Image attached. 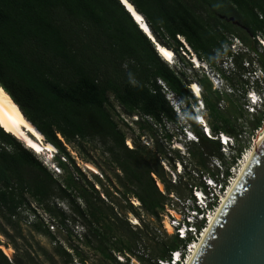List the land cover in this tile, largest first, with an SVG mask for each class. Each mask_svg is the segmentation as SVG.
Here are the masks:
<instances>
[{
    "label": "trees",
    "instance_id": "16d2710c",
    "mask_svg": "<svg viewBox=\"0 0 264 264\" xmlns=\"http://www.w3.org/2000/svg\"><path fill=\"white\" fill-rule=\"evenodd\" d=\"M128 1L143 15L156 42L172 49L183 67H172L160 55L157 43L121 0H0V85L46 141L57 148L58 165L65 171L63 178L58 177L32 148L0 123V216L22 235L21 220L27 216L23 217L21 210L29 208L38 213L31 199L62 226L70 221L82 224L84 243L106 260L120 264L124 263L117 260L114 251L146 260L137 253L138 246L142 235L152 231L154 237L162 238L147 259L148 264H156V258L166 257L183 241L167 233L162 237L147 222L144 228L136 229L127 213L141 218L144 211L160 220L168 196L156 177L167 193L181 188L167 177L161 160L167 159L173 170L177 162L188 168L179 150L160 141L157 127L167 131V121L176 124L182 133L191 128L198 141L189 146L190 157L216 176L210 160L217 157L226 163L222 145L206 135L196 120L195 107L203 102V114L212 134L227 133L241 144L240 135L247 132L239 122L247 112L241 98L250 88V80L244 78L250 70L245 62L252 64L254 54L264 68V51L257 39V35L264 36V0ZM235 38L243 45L236 52L232 49ZM191 54L206 62L228 88H215L209 73L195 66ZM228 62L231 70L226 71L221 65ZM193 82L200 85L201 98L192 91ZM170 92L183 102V117L168 98ZM116 103L124 114L140 116L135 122L140 124L141 133L133 147L127 145L126 132L118 122L129 126V121L116 109ZM263 116L260 111L254 117L251 130L262 125ZM145 130L154 135L153 147L140 142ZM165 137L171 142L173 134L166 132ZM95 141L106 155L107 169L87 151V145ZM69 147L106 173L109 185L120 197L110 186L102 192L96 188ZM242 147L232 155V163L241 155ZM75 173L85 182H78ZM226 174H230L229 167ZM103 193L110 200L103 198ZM132 197L140 200V207L131 202ZM59 201H66L71 213L62 211L57 206ZM117 204L122 211H117ZM32 227L56 239L39 215ZM2 230L11 237L6 229ZM12 243L14 258L0 246V264H42L35 252L23 249L14 239ZM55 252L61 257L60 264H74L72 254L62 245H57ZM45 254L52 264H58L47 250ZM80 262L86 264L87 259L82 255Z\"/></svg>",
    "mask_w": 264,
    "mask_h": 264
},
{
    "label": "rangeland",
    "instance_id": "374dc122",
    "mask_svg": "<svg viewBox=\"0 0 264 264\" xmlns=\"http://www.w3.org/2000/svg\"><path fill=\"white\" fill-rule=\"evenodd\" d=\"M262 47H263V45H262ZM240 48H243V45H242V43H240V41L238 39L235 38V44L232 45V49L236 52V51H239ZM261 51L262 52L264 51V47H263V50L261 48ZM193 57L197 58L196 55L194 56L191 54V60L192 61H193ZM251 57L253 59L252 64H250V61L245 62L246 67L251 69V71L253 69V72H251V73L246 72V74L244 76L245 79L247 78L250 80V88L247 91V95L245 97L241 98V102H243V103H247V101L250 100V98L248 96L249 91H253V90H255L256 92H259L261 90H262V92L264 91V68L260 65L258 58L255 57L254 54H251ZM196 62H197V60H196ZM247 63H249V64H247ZM170 65L172 67L177 68V69L183 67L182 63L180 62V58L177 54L174 55L173 62ZM203 65L207 66L208 70L205 68L204 69L207 71V73H209L211 75V77H213V84H214L215 88H218L221 90H225L228 88L226 81L223 78H220L218 76V74H214L212 71H210V67L208 66V64L206 62L200 61V63L195 64V66L197 68L204 67ZM221 66L226 71L231 70L230 62L223 63ZM254 70H256V71H254ZM168 98L171 100L173 105L177 108V112L180 113L183 117L185 115V109H183V102L181 101V99H177L176 95L174 93H171V92L168 93ZM199 98H201V94H200ZM222 104L225 105V102H223ZM244 107H245V104H244ZM262 108H259L258 113L260 111H262ZM116 109L122 114V117H124L126 120L129 121V126H126L121 120H118V122L120 123V127L126 132V135H127L126 136L127 137L126 143H127V145L129 147H133L134 141L136 140V137L138 136L139 133H141L140 124L135 122V120H134L135 117L124 114L122 107L120 105H118L117 103H116ZM195 112L199 113V114H203L206 112V109L204 106L202 107L201 105L198 104V106L195 107ZM258 113L249 114L246 112L244 117L240 118L239 122L243 123L245 125L247 132L243 134V138H241V144L240 145L236 144V147L234 148V152H232V154H225L224 155L225 156L224 159H225L226 163L224 164V162H222V168H221L222 170H226L228 167L230 169L233 165L236 164L237 159L234 163H232V155H235L237 153L238 147L243 146L241 153H244V154L248 149L251 150L253 148L254 140L256 139V137L258 135L257 130H259L260 127H262V128L264 127V118H263L262 125L260 127H258L257 129H254V130L250 129L251 128L250 122L253 121L254 117ZM263 115H264V112H263ZM138 118H140V116H138ZM166 126H167V131H164L161 126L157 127L159 129V132H158L159 134L157 135V137L160 139V141H163L165 143V145H167L168 147H171V149L179 150V152L186 157V160L188 163V168H184V166H182L180 168L181 169L180 174L178 172V168H179L178 166L180 164L179 162L176 163V169H175V173L177 175L176 184L181 187L180 188L181 191L179 190V191H175V192L177 194H179L180 196L185 197L190 192L189 184L199 182V178H197L195 176V173H198V171H200L199 169L204 170L200 165H197V162L195 161V159L193 157H190V154H189V146L192 145L193 141H198V140H192V141L186 140L187 131H192L191 128H189L188 126H187L188 128L184 130L185 134L182 133L180 131V128H177L176 124H174V123L166 121ZM166 132L173 134V139L171 140V142L170 141L168 142L166 140V137H165ZM143 133L144 134L140 138L141 144L147 145L148 147H153L154 146V135L151 134L150 131H148V130H145ZM179 146L182 148H180ZM69 149H71L72 154L76 157L78 164L82 168V171L84 173H86L87 178L89 180H91L92 183L95 184L96 188H98L102 192V191H104V187L110 186V190L115 194V196L120 197V194L115 191V187H113L112 185H109L106 173L101 171L94 164L93 165L98 169L99 172L97 173V172L92 171L91 169H89L86 166V163H90V162H86L79 155V153L77 151H75L74 149H72L71 147H69ZM101 150H102V148H101L100 144L97 143L96 141H95V143L91 142L90 144L87 145V151H88L90 157H92L93 160H95L97 163H100L105 168L106 166H105L104 160L106 158V155H102ZM247 153H248V151H247ZM58 155L56 156V153H53V155H52V153L51 154L47 153V155H45L43 153V154H40L39 157L43 160V162H46V165L48 167L52 168L53 170H55L59 174L58 177L63 178L65 175V171L62 168H60L58 165ZM241 155L238 158H241ZM44 157H46L47 159L45 160ZM63 159H64V157H63ZM211 160H210V163H211ZM162 161H166L169 168L172 171H174L170 167L167 159L163 158L161 160V162ZM164 168H165V166H164ZM211 168H212V171H214V172L217 171V170H214L213 167H211ZM58 169H59V171H58ZM105 169H107V168H105ZM166 171H167V177L169 179H171V181L173 182L172 174L167 169H166ZM107 173L109 174V177L112 178L114 184L116 186L120 187V184H119L118 180L115 178V176L113 175V173L109 172L108 170H107ZM75 175H76V179L78 182H83V183L85 182V180L83 178L79 177V175L77 173H75ZM95 175L99 176V178L102 180V183H100L98 181V179L96 178ZM180 175H182L183 177L181 178ZM160 183H162V182L160 181ZM161 186L163 189H165L163 183ZM102 197L107 199V200L108 199L110 200V198H107V195L105 193L102 194ZM77 201L79 203H82V199H80V198H78ZM30 204H31V206L37 207L40 211H43V209L40 208L37 205V203L31 199H30ZM57 206L62 211L66 212L67 214L71 213L69 205L66 201H59V203H57ZM137 207H140V206H137ZM116 209L119 212L122 211L119 204H117ZM138 210L142 211L141 208H138ZM21 213H22L23 217H25V216L29 217V215L31 213H34V212L32 210H30L29 208H25L24 210H21ZM141 213H143V216L141 218H139L138 216H136L132 212L127 213L128 214V220H129V217H133V218L135 217L140 221L141 224L136 225L137 226L136 229L144 228V226H145L144 223L147 222V223H149L151 229L153 228L157 234H160L162 237L166 236V233L161 228V222L159 219L151 217L150 215L144 213V211H142ZM42 214L45 215L47 220H50V223H52L51 221H54L55 229L51 230L50 227H49V229L52 232V234L55 235L56 239H53L49 235H46V234H43L41 232L34 230L32 227V223L35 221H33L32 223H29L27 220H24L23 218L21 220L22 235H19L18 232L13 227L8 225V223L0 216V233H1L0 234V246L4 252H5L4 247L11 249V250H9V253L5 252L11 259L14 258L15 253H16V249L14 248L13 243H12V241L14 239L23 247V249H29L30 251L35 252L40 263H42V264H52L51 260L47 258V255L45 254V250H47V252L50 256L52 255L54 257V259L58 262V264L61 263V257L56 255V252H55V247L57 245H62L64 248H66V250H68L72 254V256L74 258L73 259L74 264H82L80 262L82 255L87 259L86 264H120L118 262L113 263L109 260H106L103 257V255L101 253H99L93 246H88L84 243L85 229L82 226V224H80V223L74 224L70 221L67 223L68 225L65 227V226H62L58 220L53 219L52 217L49 216V214L45 213L44 211ZM50 223L48 224V226L50 225ZM130 223H131V221H130ZM2 229H6V231H8V233L11 235V237L6 236L4 234L5 232H3ZM154 236H155V234L152 231H151V233H149L147 235L143 234L142 235V241L139 243V246H138V250H140V251L144 250V251L148 252L150 257H151V254L157 250V248H156L157 242L160 239H162V238H158V237H154ZM42 248H43V250H41ZM75 249H78V251L81 253V255L77 254ZM116 252H118V251H116ZM145 259L146 260L143 261V264H148V261H147L148 257Z\"/></svg>",
    "mask_w": 264,
    "mask_h": 264
},
{
    "label": "built area",
    "instance_id": "2783aa9c",
    "mask_svg": "<svg viewBox=\"0 0 264 264\" xmlns=\"http://www.w3.org/2000/svg\"><path fill=\"white\" fill-rule=\"evenodd\" d=\"M180 39L186 44L185 40L180 37ZM257 39L261 44V48L263 50L264 47V36L257 35ZM263 45V47H262ZM187 48L189 46L186 44ZM195 56V55H194ZM193 61H195V57H193ZM249 64V63H247ZM199 66V65H198ZM205 69L208 70L206 65H203ZM256 71V70H254ZM210 72V71H209ZM248 72H253L251 69ZM210 75V74H209ZM250 75V74H249ZM211 76V75H210ZM213 80V77H211ZM248 96L250 98L247 103H245V109L249 114L258 113L259 108H262L264 112V91L256 92L255 90L249 91ZM199 105L202 107L203 102L199 101ZM139 115H133L135 117L134 120H138ZM150 121L152 119L147 117ZM197 121L202 125L206 135L212 139L219 140L221 143V151L223 154H232L234 152V148L237 144V139L224 132H219L218 134H212L211 130L207 122H205V117L203 114L196 115ZM260 127L259 130H261ZM259 130H257L259 132ZM240 138H243V135H240ZM186 140H198L197 136L192 131H187ZM255 141V140H254ZM182 148V147H180ZM234 154V153H233ZM241 158H237V162L233 165L229 171L230 174H226V170H222V160L217 157H213L210 163V166L214 168L216 171V176H212L210 172L200 170L198 173H195V176L199 178L198 183H190L189 184V194L185 197L180 196L175 191H171L167 193L165 189H163L159 180L157 179V184L164 194H167L168 199L164 205V208L160 212V222L162 230L168 235L177 236L179 239L183 241L179 248L170 250L169 254L166 257H158L155 259L156 264H186L187 259L192 254L195 245L200 242V239L203 233L206 231L210 224V219L213 215H215L216 211L221 205V201L223 197L226 195L229 186L232 182L233 177L235 176L236 170L239 168L241 164V160L243 159L244 153H241ZM65 159V158H64ZM165 168L172 174L173 182H177V175L175 170L172 171L166 161H162ZM178 172L181 173V167L183 164L179 162ZM182 164V165H181ZM59 171V169H58ZM131 202L135 206H141V202L137 197H132ZM35 207V206H34ZM37 208V207H35ZM38 213H31L29 217L27 216L26 220L29 223L36 221L37 215H39L43 221L48 224L50 220H47L45 215L42 214L43 211H40L38 208ZM45 212V211H44ZM47 213V212H45ZM48 214V213H47ZM50 216V215H49ZM51 217V216H50ZM133 226L140 225V221L137 218L129 217ZM50 227L51 230L55 229L54 221H51ZM138 254L143 255L145 258H150L149 253L146 251H137ZM114 256L117 260L124 264H143V261L140 260L136 255H132L130 253H120L114 252ZM129 258V259H128ZM154 261V259H153Z\"/></svg>",
    "mask_w": 264,
    "mask_h": 264
},
{
    "label": "water",
    "instance_id": "95a60500",
    "mask_svg": "<svg viewBox=\"0 0 264 264\" xmlns=\"http://www.w3.org/2000/svg\"><path fill=\"white\" fill-rule=\"evenodd\" d=\"M121 1L144 32L154 40L124 0ZM126 1L134 7L130 1ZM229 19L238 23L233 17ZM144 23L148 25L145 20ZM28 135L37 138L31 133ZM189 264H264V135Z\"/></svg>",
    "mask_w": 264,
    "mask_h": 264
},
{
    "label": "bare ground",
    "instance_id": "6f19581e",
    "mask_svg": "<svg viewBox=\"0 0 264 264\" xmlns=\"http://www.w3.org/2000/svg\"><path fill=\"white\" fill-rule=\"evenodd\" d=\"M124 2L129 6L131 11H133L137 20L143 24L144 29H146V31L149 32L150 36L153 37L154 41L156 42V40H155L151 30H150V27L148 25H145V23H144L145 19L138 12L135 11V7H133L131 4H129L126 0H124ZM156 43H157V45H159L158 51H159L160 55L165 60L169 61V59H171L172 56L175 54L174 51L172 49L164 46V45L159 44L158 42H156ZM196 60L198 63H200V60L198 58H195V61ZM191 89L194 93H197V96H200L201 88L197 82L192 83ZM0 123L7 131L15 134L19 139L24 141V143L28 147L32 148L35 152H40L41 154L44 153L45 155H47V153L52 152V155H53V153L58 151L57 148L52 143L46 141L44 135L42 133H40L36 129V127L33 125V123H31L25 117V115L22 113L19 106L15 103V101L12 99V97L5 91V89L1 85H0ZM28 133H31L32 135L37 137L40 140V142H39V140H37V138L33 139V138L29 137ZM263 135H264V127L261 130H259L258 135H257V137L253 143V148L251 147L252 148L251 150L248 149L247 150L248 153H247V151L245 152L243 159L241 160V164L239 165V168L235 172V176L232 179V182L229 186V189H228L226 195L223 197V199L221 201V205L218 208V210L216 211L215 215H213L211 217L210 224H209L208 228L206 229V231L203 233V235L200 239V242L202 241L203 237L205 236L207 230L209 229L214 218L216 217L217 213L219 212L221 206L223 205L224 201L226 200L229 192L231 191V189H232L235 181L237 180L241 170L243 169L247 160L249 159V157L251 156V154L253 153V151L257 147V145L260 142ZM86 166L94 172H97V173L99 172L98 169L91 163H86ZM159 184H160V186L162 185V183H160V181H159ZM200 242L195 245V248L193 249L192 254L187 259L186 264H189L193 254L195 253ZM4 249H5L6 253H9V250H11V249L6 248V247H4Z\"/></svg>",
    "mask_w": 264,
    "mask_h": 264
},
{
    "label": "clouds",
    "instance_id": "9594fccd",
    "mask_svg": "<svg viewBox=\"0 0 264 264\" xmlns=\"http://www.w3.org/2000/svg\"><path fill=\"white\" fill-rule=\"evenodd\" d=\"M140 26V25H139ZM141 27V26H140ZM175 55V54H174ZM174 55L172 56V58L171 59H169V63L171 64L172 62H173V57H174ZM194 62V61H193ZM194 64H196L195 62H194ZM129 78L131 79V73H129ZM134 82V81H133ZM196 95H197V93H195ZM176 98L177 99H180L179 97H177L176 96ZM173 104V103H172ZM176 108V107H175ZM199 113H196V115H198ZM38 155H40L41 153H39V152H36ZM50 153H52V152H50ZM56 154L58 153V151H56L55 152ZM45 158V160L47 159L46 157H44ZM45 164H46V162H44ZM55 168V167H54Z\"/></svg>",
    "mask_w": 264,
    "mask_h": 264
}]
</instances>
